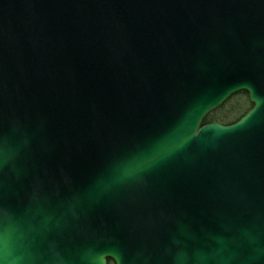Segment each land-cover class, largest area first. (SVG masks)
<instances>
[{"label": "water", "instance_id": "95a60500", "mask_svg": "<svg viewBox=\"0 0 264 264\" xmlns=\"http://www.w3.org/2000/svg\"><path fill=\"white\" fill-rule=\"evenodd\" d=\"M110 254L264 264V0H0V264Z\"/></svg>", "mask_w": 264, "mask_h": 264}, {"label": "trees", "instance_id": "16d2710c", "mask_svg": "<svg viewBox=\"0 0 264 264\" xmlns=\"http://www.w3.org/2000/svg\"><path fill=\"white\" fill-rule=\"evenodd\" d=\"M244 94L246 95L247 93L239 92L233 97H231V99L234 98L237 100L236 106L233 109L232 108L228 109L226 108V106L224 107L221 106L219 109L208 114L203 119V124L219 122L220 124H223V125H229V124H233L234 122L238 121L252 107V104L250 103L249 98L243 99ZM222 110L224 111V113H220V111Z\"/></svg>", "mask_w": 264, "mask_h": 264}, {"label": "rangeland", "instance_id": "374dc122", "mask_svg": "<svg viewBox=\"0 0 264 264\" xmlns=\"http://www.w3.org/2000/svg\"><path fill=\"white\" fill-rule=\"evenodd\" d=\"M239 93V92H238ZM237 94V93H236ZM236 94H233L231 97H233L234 95H236ZM231 97L222 105L223 107L224 106H226V108H228V109H233L235 106H236V103H237V100L236 99H234V98H232L231 99ZM248 99V97H247V94L245 95L244 94V97H243V99ZM231 99V100H230ZM239 99V98H238ZM227 103V104H226ZM221 107V106H220ZM219 107V108H220ZM219 108H217V109H219ZM216 109V110H217ZM215 111V110H214ZM213 112V111H212ZM220 113H224V111L222 110V111H220ZM210 114V113H209ZM219 116V115H218Z\"/></svg>", "mask_w": 264, "mask_h": 264}, {"label": "clouds", "instance_id": "9594fccd", "mask_svg": "<svg viewBox=\"0 0 264 264\" xmlns=\"http://www.w3.org/2000/svg\"><path fill=\"white\" fill-rule=\"evenodd\" d=\"M104 264H122V259L117 255H107L104 259Z\"/></svg>", "mask_w": 264, "mask_h": 264}]
</instances>
